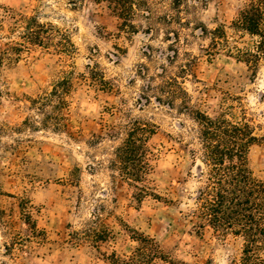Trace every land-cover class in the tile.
Instances as JSON below:
<instances>
[{"label": "rangeland", "instance_id": "obj_1", "mask_svg": "<svg viewBox=\"0 0 264 264\" xmlns=\"http://www.w3.org/2000/svg\"><path fill=\"white\" fill-rule=\"evenodd\" d=\"M149 0L169 23L137 32L121 30V19L107 0H0L6 10L38 14L72 37L77 50L67 56L32 46L0 74V264H111L109 255L130 253L136 232L155 238L171 259L167 264H231L242 255L243 239L209 227L197 232L196 208L201 177L200 143L192 116L143 92L148 75L177 77L194 105L210 115L246 120L264 136V60L256 73L234 55L209 57L200 26L225 25L238 45L232 20L247 0ZM173 16V17H171ZM15 20L4 17L0 55L11 40ZM90 65V67H89ZM74 70V88L60 130L45 127L32 99L52 91L55 81ZM93 71H96L94 73ZM102 75L105 87L95 81ZM143 96V97H142ZM143 98V99H142ZM131 117L156 124L149 140L153 195L140 200L113 164ZM249 165L264 180V142L250 147ZM27 210L30 219L24 214ZM113 231L98 246L71 241L95 213Z\"/></svg>", "mask_w": 264, "mask_h": 264}, {"label": "trees", "instance_id": "obj_2", "mask_svg": "<svg viewBox=\"0 0 264 264\" xmlns=\"http://www.w3.org/2000/svg\"><path fill=\"white\" fill-rule=\"evenodd\" d=\"M107 1L121 19L123 32H137L134 20L139 16L146 19L149 30H155V23H161L162 20L169 23L170 20L168 13H160L149 0ZM173 5L178 8V0H174ZM2 10L0 4V34L5 30L6 15L15 20L9 33L18 34L20 40L8 42L7 48L0 55V74L6 63L17 61L23 51L32 46L53 48L67 56L76 53L77 47L71 35L53 22L41 21L38 14L28 15L14 9L6 10L4 15ZM231 28L235 31L234 35L240 38L249 36L247 45L240 47L238 40L229 35L223 24L215 28L203 25L199 29L210 39L204 51L209 57L225 51L246 63L256 73L264 60V0H247L232 20ZM74 78V70L66 71L55 81L52 91L32 99L34 107L43 115L42 123L45 127L52 125L60 130L66 126L61 117L69 105L68 98L74 88ZM94 80L108 87L109 82L104 76L99 74ZM148 80L143 92L146 101H151V93L155 94V99L160 103L174 105L178 100L182 111L192 116L196 123L202 163L201 177L204 178L192 213V217L198 219L197 232L201 233L209 227L219 233L242 237V255L231 264H264V180L254 176L248 158L250 147L259 141L264 142V136L254 134L246 116L235 119L226 114L213 116L201 110L194 105L182 82L168 75L165 69L163 73L148 75ZM156 127L152 121L131 117L119 130L111 133H125L123 141L116 147L113 164L123 179L136 188L135 196L138 200L155 194L147 182L153 168V152L149 140L156 133ZM23 211L30 219L27 210ZM112 237V229L97 212L84 228L71 233L72 242L89 243L95 247ZM132 238L138 243L135 249L122 255L113 251L108 257L111 264L171 263L169 255L155 238L138 232Z\"/></svg>", "mask_w": 264, "mask_h": 264}]
</instances>
